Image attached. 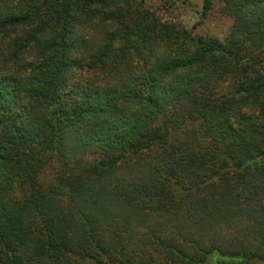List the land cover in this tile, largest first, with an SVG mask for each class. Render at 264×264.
<instances>
[{"label":"trees","instance_id":"trees-1","mask_svg":"<svg viewBox=\"0 0 264 264\" xmlns=\"http://www.w3.org/2000/svg\"><path fill=\"white\" fill-rule=\"evenodd\" d=\"M220 3L0 0V264H264V0Z\"/></svg>","mask_w":264,"mask_h":264},{"label":"rangeland","instance_id":"rangeland-1","mask_svg":"<svg viewBox=\"0 0 264 264\" xmlns=\"http://www.w3.org/2000/svg\"><path fill=\"white\" fill-rule=\"evenodd\" d=\"M135 4L156 14L164 22L184 28L196 37L223 39L231 30L233 19L221 12L220 0H210L205 12V0H133ZM206 13V14H204ZM5 41V37L3 38ZM46 170L47 179H52L53 166Z\"/></svg>","mask_w":264,"mask_h":264}]
</instances>
